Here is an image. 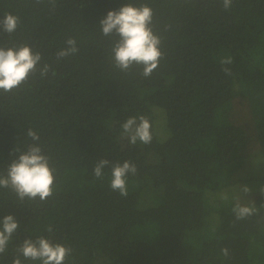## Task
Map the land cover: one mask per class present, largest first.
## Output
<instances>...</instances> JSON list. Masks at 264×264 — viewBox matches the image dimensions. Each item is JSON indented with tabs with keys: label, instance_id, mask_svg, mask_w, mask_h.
I'll list each match as a JSON object with an SVG mask.
<instances>
[{
	"label": "trees",
	"instance_id": "1",
	"mask_svg": "<svg viewBox=\"0 0 264 264\" xmlns=\"http://www.w3.org/2000/svg\"><path fill=\"white\" fill-rule=\"evenodd\" d=\"M129 3L153 9L162 39L147 78L117 69L118 37L101 35V19ZM6 13L20 26L0 31V47L29 45L50 71L0 91V174L31 128L55 182L43 202L0 188V219L19 222L0 264L39 236L72 248L65 264H264V0H0ZM68 38L79 51L57 60ZM140 115L153 139L130 145L121 125ZM100 159L136 165L126 197L110 189L111 165L93 175ZM237 204L253 214L237 219Z\"/></svg>",
	"mask_w": 264,
	"mask_h": 264
},
{
	"label": "clouds",
	"instance_id": "2",
	"mask_svg": "<svg viewBox=\"0 0 264 264\" xmlns=\"http://www.w3.org/2000/svg\"><path fill=\"white\" fill-rule=\"evenodd\" d=\"M43 3V0H37ZM54 8L56 0H49ZM225 10L232 5V0H222ZM154 12L147 4L135 6L131 3L109 11L100 21L101 35L118 37L111 48L114 66L122 72L130 71L134 66H141V75L150 77L157 69L163 58L161 50L162 39L152 28ZM20 26V18L17 15L6 13L0 18V31L11 35ZM66 47L56 53L57 60L76 54L79 51L74 38L65 41ZM42 55L34 52L29 45L15 47H0V91L9 93L26 83L30 76L39 72L40 76H46L50 66L44 63ZM222 71L229 75L231 69L227 67L232 63L230 57L221 60ZM122 136L127 138L130 145L137 142L149 145L153 136L151 123L143 115L129 117L121 125ZM26 137L31 141L26 150L19 151L15 159L8 164L5 173L0 174V188L10 189L15 193L19 201H32L39 199L46 201L54 194L55 169L50 166L49 157L43 153L39 144V133L31 128L26 132ZM111 165L110 189L121 196L128 195L127 178L135 176L137 167L131 161L117 162L114 165L108 159H100L94 169L93 175L101 179L104 169ZM243 191L247 193L248 187ZM264 193V188H261ZM233 211L237 219L251 216L254 209L249 206L237 204ZM19 222L12 214L0 219V256L9 251V247L17 231ZM51 232L52 228L49 227ZM16 255L12 264H24V261H39L40 264H65L71 256L72 248L60 243H54L49 238L39 236L35 239L25 238L15 248ZM225 256L228 250L222 249Z\"/></svg>",
	"mask_w": 264,
	"mask_h": 264
}]
</instances>
